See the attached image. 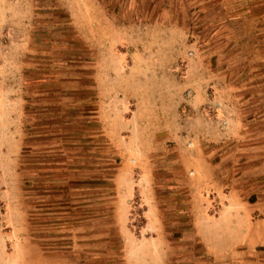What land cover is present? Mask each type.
Wrapping results in <instances>:
<instances>
[{"label": "rangeland", "instance_id": "1", "mask_svg": "<svg viewBox=\"0 0 264 264\" xmlns=\"http://www.w3.org/2000/svg\"><path fill=\"white\" fill-rule=\"evenodd\" d=\"M136 1L0 0V264H128L141 186L164 264H264V0Z\"/></svg>", "mask_w": 264, "mask_h": 264}, {"label": "crops", "instance_id": "2", "mask_svg": "<svg viewBox=\"0 0 264 264\" xmlns=\"http://www.w3.org/2000/svg\"><path fill=\"white\" fill-rule=\"evenodd\" d=\"M131 1V0H130ZM137 2L136 0H133ZM139 5V4H138ZM135 14L142 16V22H144V8L142 7L139 11L136 9ZM135 61L144 62V54H138L134 56ZM136 64L132 67H136ZM142 66V65H141ZM144 78V69L141 67L140 71L137 73ZM118 78H124L125 86L109 87L110 93L117 94L119 100L130 101L132 104V110L134 111L133 116L137 118L139 113H144V80H139V77L133 75L131 69V74L117 76ZM161 79V84L163 82V74L158 75L157 80ZM156 80V85L158 81ZM157 108V106H155ZM151 108H154L151 106ZM142 113V114H143ZM132 118L129 124L132 126L137 125L136 119ZM141 137L130 138V141H144V133L141 134ZM139 188V187H138ZM131 187L126 190L120 200L116 203V208L113 209V217L111 218L112 228L115 230L116 236L123 241V252L125 261L128 264H164L166 260V255L168 251V236L165 232L164 220L160 216L154 200L152 199L151 194H146V188H142V201L145 206L143 211V224L139 228V233L136 235L132 228L130 227V217L128 213V199L131 198L135 193L139 192V189ZM261 205V203H259ZM221 217H228L226 213L222 214ZM216 220V219H215ZM212 223V221H209ZM112 229V230H113ZM115 235V234H114ZM199 235V234H198ZM202 236V235H201ZM206 235L203 237L205 238ZM208 236L206 237V239ZM245 236L241 235L238 241L234 244H244ZM211 245V242H210Z\"/></svg>", "mask_w": 264, "mask_h": 264}]
</instances>
